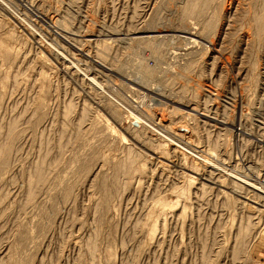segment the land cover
I'll list each match as a JSON object with an SVG mask.
<instances>
[{"label":"rangeland","instance_id":"rangeland-1","mask_svg":"<svg viewBox=\"0 0 264 264\" xmlns=\"http://www.w3.org/2000/svg\"><path fill=\"white\" fill-rule=\"evenodd\" d=\"M184 1L0 0V264H264L263 0Z\"/></svg>","mask_w":264,"mask_h":264},{"label":"bare ground","instance_id":"bare-ground-1","mask_svg":"<svg viewBox=\"0 0 264 264\" xmlns=\"http://www.w3.org/2000/svg\"><path fill=\"white\" fill-rule=\"evenodd\" d=\"M211 1L212 0H186V1H184L185 2V4L181 7V14L184 16V15H186V16H191V17H199V16H201L202 14H204V12L206 11V9L210 6V4H211ZM224 2V1H223ZM95 3V2H94ZM115 4V3H114ZM71 5V4H70ZM209 9V8H208ZM258 9V8H257ZM261 10V9H260ZM258 11V10H257ZM207 13V12H206ZM216 15V14H215ZM253 16V15H252ZM196 17V18H197ZM254 18V17H253ZM217 19H219V18H217ZM214 20V19H213ZM255 21H256V23H257V29L259 30H261V28H263L264 27V0H263V3H262V11H261V14H259V15H257L256 14V16H255ZM157 23V22H156ZM210 24V23H209ZM208 24V25H209ZM53 25H54V23H53ZM155 26V25H154ZM56 27V26H55ZM69 31V30H68ZM256 31V30H255ZM261 31H259V33H260ZM259 33H258V35H259ZM115 34V33H114ZM257 35V36H258ZM260 36V35H259ZM257 38V37H256ZM260 38V37H259ZM66 39V38H65ZM190 39V38H189ZM67 40V39H66ZM148 40V39H147ZM149 41V40H148ZM139 42H141V40L139 41ZM143 42H145V40L143 41ZM147 42V41H146ZM190 45L193 43L194 45H196L198 42L196 41V40H192V39H190ZM262 42V41H261ZM105 43V42H104ZM104 43H103V46H104ZM151 43V42H150ZM196 43V44H195ZM258 43V42H257ZM149 44V43H148ZM199 44V43H198ZM252 44V43H251ZM107 45V44H106ZM193 45V46H194ZM76 46V45H75ZM108 46V45H107ZM198 46V45H197ZM4 48V47H3ZM2 48V49H3ZM209 49V48H208ZM3 51V50H2ZM5 53V52H4ZM1 54V53H0ZM5 55V54H4ZM86 56H88V55H86ZM43 57V56H42ZM89 57V56H88ZM101 58V57H100ZM99 58V59H100ZM96 64H97V66H99V68L100 69H103V71H105V72H112V69L111 68H108L105 64H104V61H102L101 59H100V62L98 61V62H96ZM253 67H255V66H253ZM70 69V68H69ZM252 70H254V69H252ZM252 73V72H251ZM83 74V73H82ZM89 80L90 81H92L93 82V84H95L96 86H97V81L94 79V78H89ZM218 81V80H217ZM137 84V83H136ZM99 86V85H98ZM139 86V85H138ZM99 88H101L100 86H99ZM244 89V88H243ZM233 96V95H232ZM210 98V97H209ZM205 102H208V101H205ZM211 102V101H210ZM213 102V101H212ZM117 103V102H116ZM193 103V102H192ZM212 104V103H211ZM19 105V104H18ZM181 105V104H180ZM184 105V104H183ZM262 105V104H261ZM86 106V105H85ZM84 106V107H85ZM187 106V105H186ZM185 106V107H186ZM264 106V105H263ZM262 107V106H261ZM263 109V108H262ZM13 110V109H12ZM177 110V109H176ZM175 110V111H176ZM264 110V109H263ZM30 111V110H29ZM179 111V110H178ZM191 111L192 112H196V110H195V108L194 109H191ZM227 111V110H226ZM18 112V111H17ZM84 112V111H83ZM129 112V111H128ZM225 112V111H224ZM164 113V112H163ZM148 114V113H147ZM175 114V113H174ZM255 114V113H254ZM154 115V114H153ZM189 115V120H191L192 121V124H194V128L195 127H197V122H198V120H196V121H194L195 119V116L194 115H192V114H188ZM186 116V115H185ZM136 117V119L137 120H139V121H141V118H139V117H137V116H135ZM218 118V117H217ZM132 119V118H131ZM212 119V123L214 122V121H217L218 119H214V118H211ZM208 121V120H207ZM219 121V120H218ZM258 121V120H257ZM16 122V121H15ZM18 122V121H17ZM142 122V121H141ZM155 122V121H154ZM194 122V123H193ZM14 123V122H13ZM83 123V122H82ZM146 123V122H145ZM145 123H143V124H145ZM172 123V122H171ZM220 123H222L223 125L225 124V123H223L222 121H220ZM160 124V123H159ZM188 124V123H187ZM261 124H263V122L261 123ZM11 125H12V123H11ZM10 125V126H11ZM164 125V124H163ZM199 125V124H198ZM220 125V124H219ZM264 125V124H263ZM222 126V125H221ZM18 127V126H17ZM165 127V126H164ZM223 127V126H222ZM162 129H164V128H162ZM187 129V128H186ZM160 130V129H159ZM171 130V129H170ZM244 131V130H243ZM9 132H10V136H9V140H10V144H11V142L14 140V138L15 137H17V136H19L20 135V133H19V135L17 134V136H16V126L15 125H12L11 127H10V130H9ZM51 132V131H50ZM18 133V132H17ZM165 134V133H164ZM163 135V134H162ZM222 135V134H221ZM102 136V135H101ZM164 136V135H163ZM162 136V137H163ZM246 136V135H245ZM17 138H19V137H17ZM8 139V138H7ZM16 139V138H15ZM217 140V139H216ZM172 141H173V139H172ZM260 141V140H259ZM6 142L8 143V141L6 140ZM14 142V141H13ZM177 142V141H176ZM176 142L174 143V144H176ZM2 143V142H1ZM5 143V142H4ZM15 143V142H14ZM10 144L9 145H7V147H0V173L3 171V169H5V171H6V167H7V165H8V157H10V153H11V150L13 149H11L10 148ZM177 144H179V143H177ZM1 145H3V144H1ZM5 145V144H4ZM3 145V146H4ZM12 145H13V143H12ZM178 146V145H177ZM65 147V146H64ZM97 147V146H96ZM11 149V150H10ZM60 151V150H59ZM64 151V150H63ZM61 152H62V150H61ZM131 152V151H130ZM129 152V153H130ZM64 153V152H63ZM62 154V153H61ZM86 154V153H85ZM217 154V153H216ZM9 155V156H8ZM65 155V154H64ZM63 155V156H64ZM132 155V154H131ZM85 155H82V153L80 154V153H76V154H73V158L72 159H75L76 161H78L79 162V164H81V163H83V161H84V159H83V157H84ZM129 156H130V154H129ZM61 157V156H60ZM86 157V156H85ZM84 157V158H85ZM91 157V156H90ZM135 157V156H134ZM11 158V157H10ZM63 158V157H62ZM128 158V157H127ZM202 159V158H201ZM10 160V159H9ZM74 160V161H75ZM125 160H127V159H125ZM204 161L207 163V164H211V166L212 167H214L216 170H219L220 172H222L224 169H222L221 167H220V165H216V164H212L211 162H210V160H208V159H204ZM77 162V163H78ZM123 162H125V161H123ZM43 163H44V161H43ZM119 163V162H118ZM40 164V163H39ZM132 164H133V158L132 157H130V159L126 162V163H124V165H122V167L120 166V168H122V169H129L130 167H132ZM135 164V163H134ZM38 165V164H37ZM44 164H42V165H40V166H38L37 168H36V171H35V174H34V176H33V178H31V180H29V183H28V187H30L29 188V192L31 193L30 195V198L28 199V201H30V203H33V201L32 200H34V197H35V194L34 193H36V191L34 192V190H35V188L37 189V187H38V185L40 186V183H42V181L43 182H45L44 181V173H46V172H44V166H43ZM118 165H121V164H118ZM118 167V166H117ZM209 167V166H208ZM118 169V168H117ZM134 169V168H133ZM210 169V168H209ZM2 170V171H1ZM120 170V169H119ZM123 171H125V170H123ZM211 171H213V170H211ZM225 171V170H224ZM242 171V170H241ZM129 172V171H128ZM227 172V174H228V176H229V178H232L233 180L232 181H237V182H241V184L243 185H248L249 183L248 182H245V181H243L241 178H239L238 176H236V175H234V174H231V173H229L228 171H226ZM252 172V171H251ZM2 174V173H1ZM127 174V173H126ZM223 174H224V172H223ZM245 174V173H244ZM67 176V175H66ZM46 177V176H45ZM2 178V177H1ZM191 178V177H190ZM86 179V178H85ZM112 179V178H111ZM192 180H194L193 178H191V180L190 181H192ZM231 180V179H230ZM117 181V180H116ZM231 181V182H232ZM195 182V181H194ZM217 182V181H216ZM263 182V181H262ZM66 183H67V185H69L68 184V182L66 181ZM66 183H64L63 182V186H62V189L64 188V186H65V184ZM70 183V182H69ZM236 183V182H235ZM42 184H44V183H42ZM216 184V183H215ZM261 184V183H260ZM74 185V184H73ZM236 185H238V184H236ZM241 185V186H242ZM15 186V185H14ZM71 186V185H70ZM104 186H106V185H104ZM249 187H251V188H254L256 191H258L259 193H261L263 196H264V185L263 186H261V187H258V189L257 188H255V186L252 184H249L248 185ZM247 186V187H248ZM53 189V188H52ZM65 190L67 189V187L65 186V188H64ZM71 187L68 189V190H66V193H64V198L66 199V198H68L69 196H70V194H71ZM105 189V188H104ZM126 189V188H125ZM64 190V191H65ZM96 191V190H95ZM110 191V190H109ZM125 191V190H124ZM237 191H238V189H237ZM248 191V190H247ZM8 192V191H7ZM34 194V197L32 198V195ZM104 193H106V192H103V194ZM109 193V192H108ZM243 193V192H242ZM60 192H58V194L54 197V199H53V202L51 203L53 206H56V201L57 200H59L60 199ZM111 194V193H110ZM239 194V193H238ZM257 194V193H256ZM106 195H108V194H106ZM29 196V195H28ZM111 196V195H110ZM257 196H258V194H257ZM8 197V196H7ZM104 197V195H102V198ZM70 198V197H69ZM105 198H107V197H105ZM261 198V197H260ZM104 199V198H103ZM108 199H109V197H108ZM263 199V198H262ZM27 200V199H26ZM102 200V199H101ZM100 200V201H101ZM259 200V199H258ZM104 201H106V200H104ZM65 202V201H64ZM67 202V201H66ZM65 202V203H66ZM103 202V201H102ZM241 202V201H240ZM104 203V202H103ZM108 203H109V200H108ZM262 203V202H261ZM102 204V203H101ZM101 204H100V206H101ZM106 204H107V202H106ZM145 205V204H144ZM247 205V204H246ZM102 208V207H101ZM241 208V207H240ZM53 210H54V207H53ZM41 211V210H40ZM98 212V211H97ZM13 213V212H12ZM76 218V217H75ZM127 226V225H126ZM140 226V225H139ZM250 226V225H249ZM253 226V225H252ZM137 228V227H136ZM247 228H248V226H247ZM246 228V229H247ZM252 228V227H251ZM250 230V229H249ZM245 231V230H244ZM246 233V232H245ZM245 233L244 234H242V236L244 235V237L246 236L245 235ZM249 233V232H248ZM80 235V234H79ZM242 238V237H241ZM238 239V238H237ZM241 240V239H240ZM239 240V241H240ZM27 241H28V236H22L21 238H20V240H19V245H18V252H19V254H20V252H21V250H23L24 249V247H25V249L27 250V248H28V246L26 247V243H27ZM29 242V241H28ZM243 242V241H242ZM241 242V243H242ZM28 244V243H27ZM240 248V247H239ZM91 249L94 251V246H91ZM26 250H24V251H26ZM239 250V249H238ZM17 254V253H16ZM15 254V255H16ZM20 255H22L23 256V254H20ZM20 255H18V256H20ZM238 255H240V253L238 254ZM238 257V256H237ZM18 259V258H17ZM235 259V258H234ZM16 261H18V260H16Z\"/></svg>","mask_w":264,"mask_h":264}]
</instances>
